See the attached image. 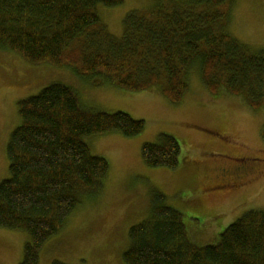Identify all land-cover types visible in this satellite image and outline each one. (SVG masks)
<instances>
[{
  "label": "trees",
  "instance_id": "obj_1",
  "mask_svg": "<svg viewBox=\"0 0 264 264\" xmlns=\"http://www.w3.org/2000/svg\"><path fill=\"white\" fill-rule=\"evenodd\" d=\"M167 1L129 12L122 36L114 38L97 7L122 0H0V48L33 65L102 76L129 92L159 87L172 104L182 101L185 76L196 66L211 95L223 90L242 96L252 110L264 109V47L251 48L222 29L224 0ZM17 108L20 122L6 146L9 178L0 183V228L24 231L29 240L21 264H39L43 245L108 174L107 161L84 139L108 132L135 137L145 123L124 112L85 109L62 83L18 101ZM179 155L169 135L141 149L149 168L175 169ZM164 202L154 194L150 216L130 228L124 264H264L263 211L246 212L216 244L199 247L187 238L180 213Z\"/></svg>",
  "mask_w": 264,
  "mask_h": 264
},
{
  "label": "rangeland",
  "instance_id": "obj_2",
  "mask_svg": "<svg viewBox=\"0 0 264 264\" xmlns=\"http://www.w3.org/2000/svg\"><path fill=\"white\" fill-rule=\"evenodd\" d=\"M167 2L122 0L116 7L98 6L97 14L107 32L120 38L129 12ZM223 4L228 17L222 29L251 48L264 47V0ZM185 77L188 90L180 103L172 104L159 87L129 92L102 76L33 65L0 48V183L9 178L6 146L20 122L18 101L53 83L71 87L85 109L124 112L145 123L135 137L108 132L84 139L93 155L107 161L108 174L101 189L43 245L39 264H124L129 230L150 216L154 194L180 213L187 238L199 247L216 244L222 231L246 212H264V109L252 110L242 96L223 90L211 95L196 66ZM161 135L179 144L175 169L149 168L141 159L142 146ZM28 240L24 231L0 228V264H21Z\"/></svg>",
  "mask_w": 264,
  "mask_h": 264
}]
</instances>
